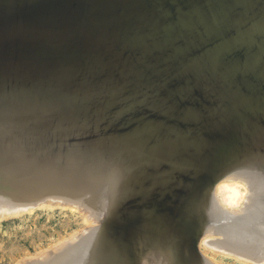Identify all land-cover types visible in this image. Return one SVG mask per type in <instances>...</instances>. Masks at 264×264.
I'll return each mask as SVG.
<instances>
[{
  "label": "bare ground",
  "instance_id": "6f19581e",
  "mask_svg": "<svg viewBox=\"0 0 264 264\" xmlns=\"http://www.w3.org/2000/svg\"><path fill=\"white\" fill-rule=\"evenodd\" d=\"M66 203L26 264H264V0H0V214Z\"/></svg>",
  "mask_w": 264,
  "mask_h": 264
},
{
  "label": "rangeland",
  "instance_id": "374dc122",
  "mask_svg": "<svg viewBox=\"0 0 264 264\" xmlns=\"http://www.w3.org/2000/svg\"><path fill=\"white\" fill-rule=\"evenodd\" d=\"M68 204L66 203L67 208H65L66 206L62 204L61 206L58 204H54L55 206L52 205V207L49 206L48 208L46 206H43L42 208H34L31 213H27V211H24L22 213L17 212L18 214H16L12 211H9L7 212L8 214L3 213L4 215L7 214L9 216L8 217L6 215L5 218H3V214H0L2 216H0V264H26V262L32 258H34L33 261H30L35 262L34 260L37 261V259L43 258L41 256H44V253H51L53 251V248L54 250L56 248L55 251H58L59 249L57 248H61L60 246L56 247L58 243V245L65 246L66 244H68V241L66 242L67 238L69 240L70 238L73 239L72 237H81L85 233H87V231H94L102 222V217L96 207H93L94 210L90 208L93 211L89 209L92 212V216H94L93 218L91 217L93 221L96 217L95 223L92 224V219L88 218V216L86 217V215L83 216L82 214L85 213V208L80 207L81 205L79 204V206L77 205L79 209V211L77 212L78 209H75L77 207H70V204ZM68 206L70 207V209ZM71 208L74 209L72 210ZM80 208L84 209V211L82 212ZM84 217L86 220L84 219ZM89 219H91V221ZM87 220H89L91 223L89 222L88 224H86L85 221ZM94 226L96 228H94ZM80 230L82 231L80 232L82 235H80V233L78 232ZM73 233L75 234L73 235ZM63 241L64 244L62 245ZM202 246H205L207 248L205 249ZM199 247L200 251L206 254V257L213 259L219 264H248V261H251L250 258H248L250 260H247V256L245 255L240 260L239 256L242 257V255L237 254V256H235L236 253H234V256L236 258L233 256V253L231 256H228V254L226 255V253L229 252H226V250L224 251L222 249V251H220V248L219 250L217 249L218 247L216 248L213 246L209 247L203 245V242L199 245ZM48 250L51 251L49 252ZM219 251L221 253H224L219 254ZM39 254L42 255L39 256ZM45 256H47V254ZM244 259L246 260V262ZM242 260H244V262ZM252 262L253 261H251V263L249 264H252Z\"/></svg>",
  "mask_w": 264,
  "mask_h": 264
},
{
  "label": "snow or ice",
  "instance_id": "6c2138e0",
  "mask_svg": "<svg viewBox=\"0 0 264 264\" xmlns=\"http://www.w3.org/2000/svg\"><path fill=\"white\" fill-rule=\"evenodd\" d=\"M163 103H167L166 101H163Z\"/></svg>",
  "mask_w": 264,
  "mask_h": 264
}]
</instances>
